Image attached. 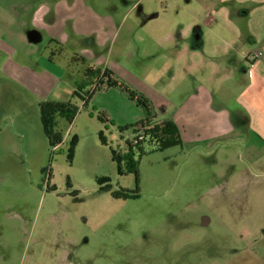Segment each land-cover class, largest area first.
I'll use <instances>...</instances> for the list:
<instances>
[{"label":"rangeland","instance_id":"obj_1","mask_svg":"<svg viewBox=\"0 0 264 264\" xmlns=\"http://www.w3.org/2000/svg\"><path fill=\"white\" fill-rule=\"evenodd\" d=\"M215 1L0 0V264H264V145L255 134L243 128L228 159L207 162L177 127L182 145L146 155L138 177L126 166L121 174L117 156L140 135L144 111L107 79L87 106L74 96L84 97L85 60L147 97L157 83L146 49L175 27L171 12ZM103 25L101 45L96 31L73 30ZM48 101L79 110L72 124L47 115L59 145L41 115Z\"/></svg>","mask_w":264,"mask_h":264},{"label":"crops","instance_id":"obj_2","mask_svg":"<svg viewBox=\"0 0 264 264\" xmlns=\"http://www.w3.org/2000/svg\"><path fill=\"white\" fill-rule=\"evenodd\" d=\"M171 14L175 27L162 30L157 35L162 41L145 54L146 72L157 83L155 89L145 87L146 96L171 113L160 122L172 121L207 162L218 154L228 159L231 145L244 140L235 139L243 128L264 145V0H217L202 11L184 8ZM73 30L86 37L96 31L98 45L109 33L105 25ZM257 50L260 57L251 65L249 57Z\"/></svg>","mask_w":264,"mask_h":264},{"label":"trees","instance_id":"obj_3","mask_svg":"<svg viewBox=\"0 0 264 264\" xmlns=\"http://www.w3.org/2000/svg\"><path fill=\"white\" fill-rule=\"evenodd\" d=\"M82 61L85 64V81L84 84L79 87V91L84 94V97L80 96L79 92H75L74 96L81 97L85 102L84 106L88 105L98 89L103 90L102 86H104L103 84L107 79L109 82V85L106 86L107 89L111 87L117 88L127 98L141 107L145 113V118L135 125L136 133L140 131L139 133L141 135L127 143V152L125 156L122 157L121 154L117 156L121 174H123L124 166H126L127 172L133 173L138 177L141 161L146 155L182 145L177 126L172 121L160 122L156 120L155 114L153 113V104L149 98L131 88L127 83L117 79L111 72L105 71L103 73L94 65L86 64L85 60ZM40 110L42 118L46 123V130L50 143L55 145L61 144L63 141L62 135L59 132H53V127H50L51 121L49 122L50 118H48V116L55 117L59 115L66 118L67 121L72 124L79 110L75 108L72 101L68 103L44 102L40 105ZM99 119L109 122V116L106 112H102ZM118 196L124 198H137L138 193L121 190Z\"/></svg>","mask_w":264,"mask_h":264},{"label":"built area","instance_id":"obj_4","mask_svg":"<svg viewBox=\"0 0 264 264\" xmlns=\"http://www.w3.org/2000/svg\"><path fill=\"white\" fill-rule=\"evenodd\" d=\"M259 57H260V51L252 52L251 55H250V57H249L250 64L253 65L251 62H254ZM140 135H138V136H140Z\"/></svg>","mask_w":264,"mask_h":264}]
</instances>
